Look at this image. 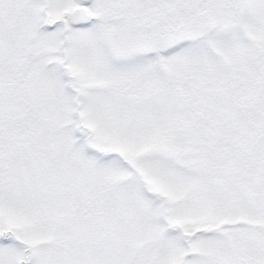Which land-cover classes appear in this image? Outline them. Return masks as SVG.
Masks as SVG:
<instances>
[{
    "label": "snow or ice",
    "instance_id": "snow-or-ice-1",
    "mask_svg": "<svg viewBox=\"0 0 264 264\" xmlns=\"http://www.w3.org/2000/svg\"><path fill=\"white\" fill-rule=\"evenodd\" d=\"M0 264H264V0H0Z\"/></svg>",
    "mask_w": 264,
    "mask_h": 264
}]
</instances>
